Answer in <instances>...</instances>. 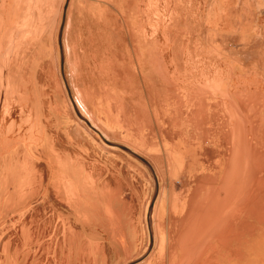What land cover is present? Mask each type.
Instances as JSON below:
<instances>
[{
	"label": "rangeland",
	"instance_id": "1",
	"mask_svg": "<svg viewBox=\"0 0 264 264\" xmlns=\"http://www.w3.org/2000/svg\"><path fill=\"white\" fill-rule=\"evenodd\" d=\"M76 54L77 75L70 68ZM242 103L248 114L264 116V0H0V264L216 261L218 254L202 244L216 243L207 232L198 233L189 252L181 245L194 217L188 219L190 207L179 199L194 194L199 175L222 178L208 160L232 156ZM75 105L105 138L153 166L159 193L151 229L152 174L107 145ZM249 139L264 142L251 134L244 142ZM178 144L194 152L175 173ZM247 193L229 212L244 210ZM254 238L264 242V233ZM253 253L261 254L254 264H264V247ZM225 262L240 264L235 254Z\"/></svg>",
	"mask_w": 264,
	"mask_h": 264
},
{
	"label": "bare ground",
	"instance_id": "2",
	"mask_svg": "<svg viewBox=\"0 0 264 264\" xmlns=\"http://www.w3.org/2000/svg\"><path fill=\"white\" fill-rule=\"evenodd\" d=\"M71 26H72V21L69 23V26H67V30L66 31H67L68 34H69L70 30H71L70 29ZM118 34H121V33L119 32ZM123 35L121 34L122 37H123ZM128 38L129 37H127V39ZM70 40H71V38H70ZM120 40H122V39H120ZM75 46L76 45L73 46V44L71 46V44L69 43V40L67 39V47H68L67 51L70 54H71V50L72 49L75 50L74 54L76 53L77 50H76ZM120 56L122 57V55H120ZM78 58H80V57H77V54H76V61L74 62V61L71 60V63H70V68H71V70L74 71V73L76 75L78 74L77 72H78L79 67H80L79 66L80 63H79ZM240 102H241V99H240ZM242 102H243V100H242ZM241 106L243 107V109L241 108L242 112L240 111V113H238L239 114V119L237 121V126H238L237 128L239 129V136L240 137H239V140H238V143L236 144V146H235V144H234L235 147L232 146L234 148L232 150V152H233L232 156H229V154L222 155L224 152L223 153L220 152V153H222L221 155H216V156L219 157L218 161L215 162V161L208 160V164H209L208 165V167H209L208 169H210V170H212V169L213 170H218V175L222 174V178L219 179L218 176H209V175L202 177V175L201 176L199 175V177L197 176V178H196L197 187H195L196 189L194 191V194L191 195L189 198L185 199V197H181L179 199V201H180V203H182V205H185V203H186L187 204V208H188V206L190 207L189 214L187 215L188 219H190L189 217H191V216L194 217L193 224L191 225V228H190V230L192 231V234L185 235L184 236V240L186 239L185 241H183L181 239L182 240L181 245H184L186 247V249H185L186 252H189V251H187V246H191V247L192 246H196V243L198 241L196 243H194V239L197 236L199 237V235H198L199 232L200 233L201 232H207L208 234H210L209 235L210 238H212V239L216 238V243H213V242H210V241L209 242L208 241L204 242L203 239H202L203 243L200 242L204 246H206L205 247L206 249H204V250L209 251L212 254L213 253H217L218 254L217 257H216V261L202 262L203 260L201 261L200 258H202L201 255L203 256L204 254H201V255L198 254V257L200 256L199 257L200 261L197 260L198 264H213V262H215V264H229V263L225 262V258H226L227 254H235V255H237L238 259L240 261V264H254V262L257 263L256 261L260 262V260H261V254L255 255L256 253H253V249L256 250L258 248L261 249V248L264 247V242L262 240L254 238L255 235L258 232H263L264 233V142H260L258 144H253L252 140H250V139H249V141H246L247 143L244 142V140H245L246 137L248 139V136L250 134L253 135L254 137L256 135H258L260 138H264V125L259 123L260 121L264 122V116L262 118L261 117H259V118L256 117L255 118L254 114H258L257 112L254 113L253 111H251L250 112L251 114H248L246 112V107L248 105H245V103H242ZM88 112H89V110H88ZM205 112L206 111L204 110V113ZM214 112H216V111H214ZM199 113L200 112H198V114ZM204 113H202V114H204ZM230 113H233V112L231 111ZM206 114H207V112H206ZM89 116L90 115H88V117ZM232 116H230V117L232 118ZM182 117H183V115H182ZM213 117L214 116H212V118ZM216 117L217 116L215 115V118ZM218 117H219V115H218ZM257 118H258V120H257ZM227 119H229V118H227ZM236 119L237 118H235V120ZM214 120H216V119H214ZM173 121L170 122V123L171 124L174 123ZM203 121H201V122H203ZM216 122L217 121H215V123ZM154 123H156V122L154 121ZM246 124L251 125L249 130L247 129L248 127L247 128L243 127ZM258 125L260 127H262V129H260L258 127ZM232 126H234V125H232ZM218 127L220 128V126H218ZM157 128H155V129H157ZM222 128H224V127H222ZM235 128H236V126H235ZM232 130H234V129H232ZM164 131H165V129H164ZM172 132H173V130H172ZM172 132L170 134H172ZM176 132L178 133L179 131H176ZM234 132H237V131L235 130ZM218 135H219V133H218ZM224 135H225V137H224ZM224 135H223V137L225 138V141L227 140L226 142L228 144L229 141H230L228 139L230 138L231 133L228 132V133H226ZM231 137L233 138V135ZM206 141H207V138H206ZM222 141H224V140H222ZM230 144H232V142H230ZM181 147H183V146L181 144H178L177 151H175V153H172L173 168H174L173 171L175 173H179L181 171V169H183V166L185 165L184 160H183L184 157H186V156H190L191 157V154L194 152V150H191V152H189L188 148H185V147L181 148ZM211 151H213V150H211ZM197 155H199V154H197ZM208 157H210V156H208ZM211 157H212L211 159H213L214 156L211 155ZM216 158L217 157H215V159ZM204 160H205V158H204ZM198 161H200V159ZM191 162L193 163V159L191 160ZM188 166H190V162H189ZM201 174H203V173H201ZM260 175H263V177H260ZM187 182H188V180H187ZM193 182H195V181H193ZM187 186L188 185H186V187ZM206 187H209L208 190H206ZM205 190H206V196L203 198L202 201H198V198H199L201 192H203ZM247 190L249 191V193H247V195H246L247 198H248V201L247 202H245V201L242 202V206L246 205L245 208H247V209H245V208H243L244 210H239V209L237 210L236 209L237 211L233 210V212L232 211L229 212V209L232 206V202L234 200L238 199V197L240 198V196L244 195V193H246ZM173 202L174 201L172 200V205H173ZM183 207L185 208L186 205L182 206V208ZM182 208L181 207L179 208V206H178L176 211L173 210V213H172L173 215H171V217L173 219H176L175 213H180ZM246 212H248V213H246ZM223 214H225V215L228 214V217L226 219H224L223 217H220ZM244 214H247V216H248L247 218L248 219H243L242 218V216ZM151 215H152V212H151ZM217 216H218V218H217ZM236 217L240 221V224H239L238 228L234 227V221L237 220ZM150 220H152L151 216H150ZM165 220H166V218H165ZM181 221H185V220L182 218ZM186 221H188V220H186ZM218 222H220V223L222 222V225L219 226V224H217ZM179 231H178V233H179ZM185 232H186V230H185ZM185 232H182V233L184 234ZM187 233H190V232L188 231ZM208 234L203 233V238L204 237H208ZM176 235H178V234H176ZM159 236H160V234H159ZM182 236L183 235H181L180 238H182ZM201 237L202 236H200V239H201ZM205 239H207V238H205ZM180 242L181 241L179 240V243ZM235 242L237 243V247H230V244L231 243H235ZM198 245L200 246L199 243H198ZM182 248H184V247H182ZM189 249L191 250L192 248H189ZM223 249H227V252L223 251ZM206 251H204V252H206ZM182 253L185 254V252H182ZM170 255H172V254H170ZM181 256H182V254H181ZM183 257H182V259H183ZM178 261H180V260H178ZM178 263L179 262H177L176 264H178ZM169 264H171V263H169Z\"/></svg>",
	"mask_w": 264,
	"mask_h": 264
},
{
	"label": "water",
	"instance_id": "3",
	"mask_svg": "<svg viewBox=\"0 0 264 264\" xmlns=\"http://www.w3.org/2000/svg\"><path fill=\"white\" fill-rule=\"evenodd\" d=\"M68 5L69 4L67 2L66 5H65V8H64V16H63L64 19H63L62 26H61L60 32H59V45H60L62 69H63L64 62H65V51H64V45H63V35H64V29H65V23H66L65 22V20H66V12L68 10ZM74 108H75V112L77 113V115L82 120H84L87 123V125L94 132H96L107 145H109L111 147H114V148H119V149L127 152L128 154H130L131 156H133L134 158L139 160L142 164H144L148 168L150 173L152 174L154 182H155V192H154L153 199L151 201V204H150V207H149V211H148V222H149V227L151 229L150 216H151V212H152V210L154 208V205H155L158 193H159V182H158V179H157V176H156V172H155L153 166L149 163V161H147L145 158H143L142 156H140L139 154H137L136 152H134L132 149L128 148L127 146H124V145L119 144L117 142H112V141L108 140L107 138H105L104 135L97 128H95L86 118H84V116L80 113V111H79V109H78V107L76 105L74 106ZM150 234H151V244H150L149 250H151V248L153 247V244H154V236H153L151 231H150ZM143 259H144V257H142V258H140L138 260L132 261V262H130L128 264H138Z\"/></svg>",
	"mask_w": 264,
	"mask_h": 264
},
{
	"label": "crops",
	"instance_id": "4",
	"mask_svg": "<svg viewBox=\"0 0 264 264\" xmlns=\"http://www.w3.org/2000/svg\"><path fill=\"white\" fill-rule=\"evenodd\" d=\"M100 131V130H99ZM101 132V131H100ZM109 140V139H108ZM110 141H112V142H117V143H119V144H124V143H121V142H118V141H116V140H113V139H110ZM124 146H127V145H124ZM127 147H129V146H127ZM130 149H132L133 150V148H131V147H129ZM135 151V150H134ZM142 264V263H141Z\"/></svg>",
	"mask_w": 264,
	"mask_h": 264
}]
</instances>
